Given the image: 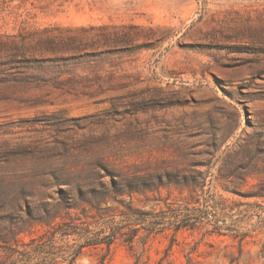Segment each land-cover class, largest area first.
<instances>
[{
    "label": "rangeland",
    "instance_id": "374dc122",
    "mask_svg": "<svg viewBox=\"0 0 264 264\" xmlns=\"http://www.w3.org/2000/svg\"><path fill=\"white\" fill-rule=\"evenodd\" d=\"M139 178L199 208L141 232L145 264H264V0H0V264L40 213Z\"/></svg>",
    "mask_w": 264,
    "mask_h": 264
},
{
    "label": "trees",
    "instance_id": "16d2710c",
    "mask_svg": "<svg viewBox=\"0 0 264 264\" xmlns=\"http://www.w3.org/2000/svg\"><path fill=\"white\" fill-rule=\"evenodd\" d=\"M112 184V187L103 186V190L82 193L72 207L62 209L63 214L40 213L37 225L45 231L32 239L26 264H76L86 249L110 251L117 241L128 246L136 258L135 264H145L144 253L149 241L143 240L141 232L149 238L168 230L179 233L199 226L190 223L191 216L186 214L199 210L193 206L196 203L156 196L154 191L164 185H157L154 179H126L123 184ZM148 192H153V197L149 198ZM135 196L146 197L141 203L150 210L135 208ZM126 197L129 202L124 200ZM109 202L117 206L107 207ZM83 204L90 208H83Z\"/></svg>",
    "mask_w": 264,
    "mask_h": 264
}]
</instances>
